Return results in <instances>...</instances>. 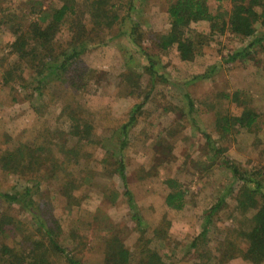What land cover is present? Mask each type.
Listing matches in <instances>:
<instances>
[{"label":"rangeland","instance_id":"1","mask_svg":"<svg viewBox=\"0 0 264 264\" xmlns=\"http://www.w3.org/2000/svg\"><path fill=\"white\" fill-rule=\"evenodd\" d=\"M114 1L119 4L121 17L131 5L130 16L140 25L135 38L153 56L154 75L138 47L127 42L125 27L114 26L104 46L90 48L82 56V63L94 71L86 78L83 90L55 82L40 97L33 85L22 88L17 78L12 85L0 84V148L22 143L45 146L50 142L51 153L70 164L72 150L80 146L76 137L68 135L72 126L70 107L92 125L94 143L82 148L78 165L70 170L78 179L74 189L61 192L58 187L60 178L69 174L67 171H58L51 178L40 173L38 177L43 181L35 195L36 200L42 196L50 203L44 209L56 219L61 240L85 264L102 263L104 239L106 234L114 233L131 251L130 264H146L148 248L156 250L165 264H253L227 247L228 242L243 247L239 233L244 215L236 201L242 183L232 180L223 159L236 163L245 175L261 180L264 192V17L256 24L252 37L242 38L226 31L206 44L201 55L185 61L179 59L174 48L161 51L154 40L155 33L169 28L166 7L170 0ZM208 1L215 7L219 4L218 0ZM31 4L50 11L61 1L0 0V72L9 63L19 62L8 54L9 44L17 23L27 28L37 19L38 7L29 10ZM223 4L228 5L226 1ZM197 26L208 25L201 22ZM255 36L259 38L256 42ZM66 37L62 28L57 43L65 42ZM240 50L249 53L226 62L232 52ZM213 66H217L214 71ZM23 74L29 77V73ZM203 74L208 75L200 78ZM235 91L247 93L259 115L251 129L223 135L216 130L214 120L217 112L240 113L241 108L224 96ZM185 92L193 102L192 112ZM146 95L136 121L121 138V126L128 121L133 106ZM203 132L210 139H205ZM63 137L66 150L62 148ZM120 138L124 140L121 144ZM99 139L104 143L97 144ZM120 147L128 188L148 227L140 241L122 196L114 160L107 157L108 148ZM212 148H222L224 153L215 155ZM30 171L23 177L0 171V190L22 189L32 179ZM84 176L88 180L82 183ZM168 178L177 179L188 191L187 204L181 211L165 205ZM223 197L211 218L210 229L195 240L202 231L206 212ZM14 210L13 215L21 222L15 240L22 229L29 234L36 231L28 216ZM11 237L2 235L0 242L13 246L16 243Z\"/></svg>","mask_w":264,"mask_h":264},{"label":"trees","instance_id":"2","mask_svg":"<svg viewBox=\"0 0 264 264\" xmlns=\"http://www.w3.org/2000/svg\"><path fill=\"white\" fill-rule=\"evenodd\" d=\"M60 1V6L53 7L50 11L44 10L41 5L31 4L29 10L35 11L34 7H38L37 19L27 25V28H22L15 22L17 26L13 27V40L9 44L8 54L19 62L17 65L9 63L8 66H3L0 72L2 86L9 85L17 78L22 82V88L33 85L32 88L40 97L45 95L48 85L55 82L65 84L76 91L83 90L87 82L86 78L92 76L94 71L82 63V56L90 48L104 46L114 26L120 25L125 27L123 34L127 42L138 47L139 52L149 62L147 69L154 75L153 56L142 49L135 38L140 25L138 20H133L130 16L131 5L126 8L125 15L121 17L118 11L119 4L114 0ZM218 1L219 4L215 7L210 5L208 0H170L166 7L169 28L154 34L156 46L161 51L174 48L179 59L187 61L201 55L206 44L226 31L242 38L252 37L256 33V24L264 17V0ZM222 1H226L228 5H222ZM137 14H139L138 10ZM9 19H12L11 15ZM10 22L13 24L12 21ZM201 22H206L208 26L206 28L197 26ZM62 28L66 30L67 37L65 42L57 43L56 38ZM258 39L255 36L254 42ZM248 53L246 50L232 52L226 62L245 57ZM215 67L217 66H213L212 71ZM24 71L29 73L28 78L24 77ZM207 75L203 74L200 78H206ZM224 96L239 106L241 111L238 115L217 112L214 120L216 130L223 135H228L234 133L236 129H251L257 121L259 112L253 107L249 95L242 91H235L232 94L226 93ZM184 97L189 102L188 106L192 112L193 102L190 95L185 92ZM146 99L147 95L133 106L128 121L121 126V138L126 136L129 128L136 121L138 112ZM69 116L72 126L68 135L76 137L79 142L77 146L80 145L76 148L77 150H72L70 164L65 160L59 161L58 157L51 153L50 142H47L45 146L44 143L36 145L22 143L14 148H0V171L3 174H19L23 177V174L31 170L30 177H32L22 189L12 187L8 191L0 190V236H13L11 240L16 243L12 246L6 242H0V264H56V262L85 264L80 256L69 252L65 241L61 240L56 219L44 209L49 207L50 203L44 201L42 196L38 200L35 199L43 181L38 177L40 173L51 178L58 171L63 173L67 171L69 174L60 178L58 187L61 186V192H71L78 179L75 173H70V170L78 165L82 148L90 142L94 143L92 142L94 135L92 125L83 120L75 108L70 107ZM199 132H202L200 128ZM202 134L205 139H210L206 132ZM121 138L118 139L120 144L124 141ZM64 141L65 137L62 138V148L66 150ZM56 143L59 145L58 141ZM96 143H104V141L99 139ZM108 149L107 157L114 160L112 162L115 165L114 171L123 186L122 196L131 214L130 218L140 234L137 241H140L142 236L146 235L148 227H145L146 221L140 215L134 195L127 185L122 147ZM212 150L215 155L224 153L222 148H212ZM223 164L231 172L232 180L242 183L239 186L240 192L237 193L236 201L237 207L244 215L243 230L239 233L243 247L230 242L227 243V247L230 251H234V255H239L250 263L262 264L264 263L262 181L245 175L236 163L227 158L223 159ZM47 168L49 171H45ZM81 179L82 183L88 180L85 176ZM165 183L168 188L165 205L176 211L183 210L187 204V189L174 178L166 179ZM223 200L224 197L206 212L202 231L195 240L204 236L210 229L211 218L222 205ZM14 209H19L23 216H28L36 225V231H31V234L22 229L21 234L17 236L18 240H15L14 236L17 235L16 230L20 229L21 222L15 218L16 215H13ZM131 258V251L118 234L108 236L106 234L103 259L100 264H130ZM145 262L146 264H165L161 261L158 252L150 248L147 250Z\"/></svg>","mask_w":264,"mask_h":264}]
</instances>
